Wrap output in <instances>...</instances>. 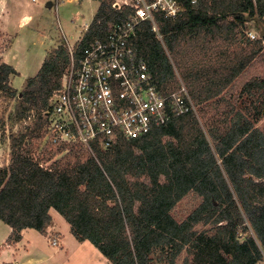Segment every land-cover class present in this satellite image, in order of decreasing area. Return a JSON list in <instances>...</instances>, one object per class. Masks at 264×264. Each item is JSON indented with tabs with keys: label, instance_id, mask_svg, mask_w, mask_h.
<instances>
[{
	"label": "trees",
	"instance_id": "16d2710c",
	"mask_svg": "<svg viewBox=\"0 0 264 264\" xmlns=\"http://www.w3.org/2000/svg\"><path fill=\"white\" fill-rule=\"evenodd\" d=\"M96 1L76 62L86 41L128 15L114 11L113 0ZM263 18L264 0L188 6L182 18L161 21L167 50L144 23L134 45L154 84L166 95L179 91L173 57L196 111L137 139L121 138L109 150L49 147L36 160L33 136L42 132V114L72 62L68 48L54 49L25 83L18 118L41 112L26 134L12 138V164L0 166V219L12 228L9 243L29 229L44 234L55 210L79 242H91L112 264H153L157 251L168 264L184 251L183 264H264V129L258 126L264 77L238 83L264 50V37L243 40L247 24L261 29ZM17 75L0 62V105L20 95L11 86ZM191 193L201 201L179 222L173 211ZM200 224L211 228L198 232Z\"/></svg>",
	"mask_w": 264,
	"mask_h": 264
},
{
	"label": "built area",
	"instance_id": "2783aa9c",
	"mask_svg": "<svg viewBox=\"0 0 264 264\" xmlns=\"http://www.w3.org/2000/svg\"><path fill=\"white\" fill-rule=\"evenodd\" d=\"M205 1L113 0V10L127 11V17L111 25L104 35L86 41L77 62L76 46L85 34L77 45H67L71 66L42 114L48 145L66 151L82 147L94 154L97 148L109 150L121 138L137 139L174 116L196 111L186 88L166 95L156 87L134 39L144 23H151L159 33L158 21H176L188 6ZM52 243L58 246L59 240Z\"/></svg>",
	"mask_w": 264,
	"mask_h": 264
},
{
	"label": "rangeland",
	"instance_id": "374dc122",
	"mask_svg": "<svg viewBox=\"0 0 264 264\" xmlns=\"http://www.w3.org/2000/svg\"><path fill=\"white\" fill-rule=\"evenodd\" d=\"M23 3L24 7L20 16H26L27 19L20 22L18 26L15 21L13 22L11 36L5 37L0 34V62H3L5 58V55H1L8 53L6 54L7 63L15 67L19 73L12 78L11 86L20 94L9 105H0V166L12 164V138L26 134L27 129L31 127L32 122L41 112L40 109L34 108L23 118H18L20 98L26 89L25 83L28 79L37 76L45 58L54 49L63 46L67 48L68 44L71 46L78 44V40L86 33V28L93 22L100 6L96 0H23ZM158 26L159 33L156 31L155 33L167 50L168 47L161 30V21H158ZM260 33L261 29L257 24L254 21L249 22L243 40L250 38L257 41L261 38ZM160 34L161 37H159ZM251 35H256L257 38L253 39ZM171 60L177 75L176 90H181L185 88L184 83L177 73L173 57ZM256 75L264 77V50L254 66L238 79V83ZM237 87L240 89V86ZM239 89L237 96L240 94ZM33 90L37 92V88L34 87ZM258 126L264 129V120L258 123ZM33 138L34 157L36 160L41 159L50 146L44 137L43 130L37 132ZM27 150V148L23 149L24 152ZM62 156V154L56 156L52 161L43 163V166L50 167ZM200 201L197 195L189 194L175 207L174 217L179 222L185 220ZM51 214L53 221L46 232L41 234L33 229L27 230L24 242L18 250L11 251L10 258L3 251L18 243L10 244L9 239L6 241L10 226L0 219V264H112L91 242H79L73 236L70 224L57 211L52 210ZM210 228L211 225L200 224L195 229L201 232ZM55 239L59 240L58 246L52 243ZM186 255L184 251L179 256L177 264H183ZM152 258L153 264H168L164 260L165 253L161 251L155 252Z\"/></svg>",
	"mask_w": 264,
	"mask_h": 264
},
{
	"label": "crops",
	"instance_id": "0c3cea01",
	"mask_svg": "<svg viewBox=\"0 0 264 264\" xmlns=\"http://www.w3.org/2000/svg\"><path fill=\"white\" fill-rule=\"evenodd\" d=\"M23 7H24L23 0H0V34L1 35L5 37L11 36L12 30H13L12 28L13 22L15 21L18 26L20 22H24L27 19L26 16H23V15L20 16V14H22L21 12L23 11ZM6 54L8 53H3L1 55V56L5 55L4 56L5 58L2 60L5 63H7ZM11 233H12V228L10 227L8 234L6 235V241L9 239ZM25 234H26V231L24 232L23 239L20 243H18L16 246L11 247L9 249L5 248V251H3V253L9 256L10 258L11 251L14 252V250H18V248L24 242Z\"/></svg>",
	"mask_w": 264,
	"mask_h": 264
},
{
	"label": "water",
	"instance_id": "95a60500",
	"mask_svg": "<svg viewBox=\"0 0 264 264\" xmlns=\"http://www.w3.org/2000/svg\"><path fill=\"white\" fill-rule=\"evenodd\" d=\"M261 38L264 37V26L261 27V34H260Z\"/></svg>",
	"mask_w": 264,
	"mask_h": 264
}]
</instances>
